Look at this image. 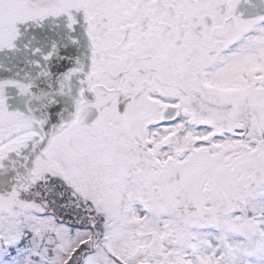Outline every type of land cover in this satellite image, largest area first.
Masks as SVG:
<instances>
[{
	"label": "snow or ice",
	"instance_id": "1",
	"mask_svg": "<svg viewBox=\"0 0 264 264\" xmlns=\"http://www.w3.org/2000/svg\"><path fill=\"white\" fill-rule=\"evenodd\" d=\"M0 264H264V0H0Z\"/></svg>",
	"mask_w": 264,
	"mask_h": 264
}]
</instances>
